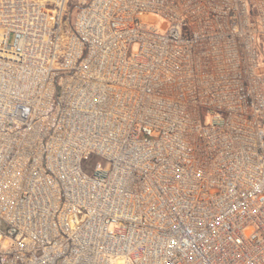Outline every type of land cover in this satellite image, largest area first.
Returning a JSON list of instances; mask_svg holds the SVG:
<instances>
[{
    "label": "built area",
    "instance_id": "built-area-1",
    "mask_svg": "<svg viewBox=\"0 0 264 264\" xmlns=\"http://www.w3.org/2000/svg\"><path fill=\"white\" fill-rule=\"evenodd\" d=\"M258 35L264 0H0V264H264Z\"/></svg>",
    "mask_w": 264,
    "mask_h": 264
},
{
    "label": "rangeland",
    "instance_id": "rangeland-1",
    "mask_svg": "<svg viewBox=\"0 0 264 264\" xmlns=\"http://www.w3.org/2000/svg\"><path fill=\"white\" fill-rule=\"evenodd\" d=\"M45 1V0H43ZM251 20L255 21L256 17L253 13L250 14ZM143 19L145 22L156 25L160 31H162V27L165 24V20L162 19L160 16L154 13H148L143 16ZM256 47L259 52L260 56V65L264 66V37L262 35H258L257 41H256Z\"/></svg>",
    "mask_w": 264,
    "mask_h": 264
},
{
    "label": "bare ground",
    "instance_id": "bare-ground-1",
    "mask_svg": "<svg viewBox=\"0 0 264 264\" xmlns=\"http://www.w3.org/2000/svg\"><path fill=\"white\" fill-rule=\"evenodd\" d=\"M43 1V0H42Z\"/></svg>",
    "mask_w": 264,
    "mask_h": 264
}]
</instances>
